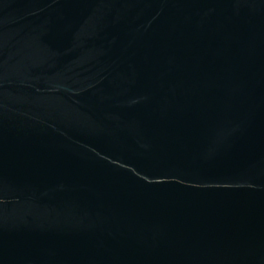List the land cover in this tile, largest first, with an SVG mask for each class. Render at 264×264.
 <instances>
[{"label":"water","instance_id":"obj_1","mask_svg":"<svg viewBox=\"0 0 264 264\" xmlns=\"http://www.w3.org/2000/svg\"><path fill=\"white\" fill-rule=\"evenodd\" d=\"M0 264H264V0H0Z\"/></svg>","mask_w":264,"mask_h":264}]
</instances>
